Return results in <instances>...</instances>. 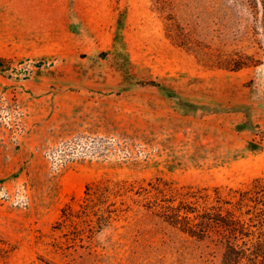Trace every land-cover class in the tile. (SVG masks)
<instances>
[{
	"label": "rangeland",
	"instance_id": "rangeland-1",
	"mask_svg": "<svg viewBox=\"0 0 264 264\" xmlns=\"http://www.w3.org/2000/svg\"><path fill=\"white\" fill-rule=\"evenodd\" d=\"M0 58V264H222L131 199L90 241L58 221L106 179L264 176V0H0Z\"/></svg>",
	"mask_w": 264,
	"mask_h": 264
},
{
	"label": "trees",
	"instance_id": "trees-1",
	"mask_svg": "<svg viewBox=\"0 0 264 264\" xmlns=\"http://www.w3.org/2000/svg\"><path fill=\"white\" fill-rule=\"evenodd\" d=\"M176 29L180 44H186L181 28ZM6 62L0 58V69L6 68ZM246 65L235 61L229 68ZM260 137L255 142L258 148L264 144V133ZM129 199L192 238L215 239L224 247L222 264H264V176L241 188H177L161 179L147 185L106 179L86 186L80 209L67 204L58 226L73 228L74 243L90 241L116 217L130 211Z\"/></svg>",
	"mask_w": 264,
	"mask_h": 264
}]
</instances>
